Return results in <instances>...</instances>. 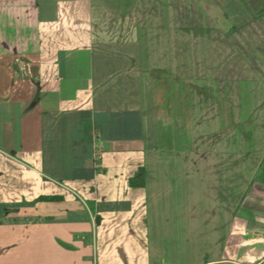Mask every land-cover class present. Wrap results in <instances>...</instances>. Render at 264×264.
I'll return each instance as SVG.
<instances>
[{"label": "crops", "instance_id": "crops-1", "mask_svg": "<svg viewBox=\"0 0 264 264\" xmlns=\"http://www.w3.org/2000/svg\"><path fill=\"white\" fill-rule=\"evenodd\" d=\"M263 159L264 0H0V264H264Z\"/></svg>", "mask_w": 264, "mask_h": 264}, {"label": "trees", "instance_id": "trees-1", "mask_svg": "<svg viewBox=\"0 0 264 264\" xmlns=\"http://www.w3.org/2000/svg\"><path fill=\"white\" fill-rule=\"evenodd\" d=\"M255 179L264 182V159H263L260 167L257 170ZM40 199H43V200H56V199H59V198L57 196H42Z\"/></svg>", "mask_w": 264, "mask_h": 264}, {"label": "water", "instance_id": "water-1", "mask_svg": "<svg viewBox=\"0 0 264 264\" xmlns=\"http://www.w3.org/2000/svg\"><path fill=\"white\" fill-rule=\"evenodd\" d=\"M262 232H264V230H261Z\"/></svg>", "mask_w": 264, "mask_h": 264}]
</instances>
